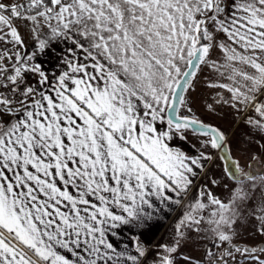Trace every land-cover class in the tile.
Listing matches in <instances>:
<instances>
[{"label": "snow or ice", "instance_id": "6c2138e0", "mask_svg": "<svg viewBox=\"0 0 264 264\" xmlns=\"http://www.w3.org/2000/svg\"><path fill=\"white\" fill-rule=\"evenodd\" d=\"M0 264H264V0H0Z\"/></svg>", "mask_w": 264, "mask_h": 264}, {"label": "crops", "instance_id": "0c3cea01", "mask_svg": "<svg viewBox=\"0 0 264 264\" xmlns=\"http://www.w3.org/2000/svg\"><path fill=\"white\" fill-rule=\"evenodd\" d=\"M174 215L175 212L172 215H167L166 211L165 213H162L160 223L157 224L154 228L156 236H161L166 232V229L169 226L170 222L172 221Z\"/></svg>", "mask_w": 264, "mask_h": 264}]
</instances>
